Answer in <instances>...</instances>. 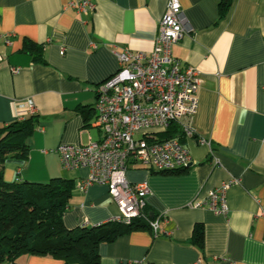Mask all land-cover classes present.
I'll use <instances>...</instances> for the list:
<instances>
[{
	"label": "crops",
	"instance_id": "obj_1",
	"mask_svg": "<svg viewBox=\"0 0 264 264\" xmlns=\"http://www.w3.org/2000/svg\"><path fill=\"white\" fill-rule=\"evenodd\" d=\"M81 1L0 0V128L29 117L18 103L37 109L28 159H8L3 178L72 180L67 229L105 224L119 212L105 186L82 193L77 183L87 171L64 170L55 149L99 141L96 89L117 71V53L150 54L168 0H90L86 15L71 7ZM178 2L191 32L172 52L200 77L195 137L178 140L191 164L175 174L129 168L130 184L147 183L144 212L160 218L159 232L147 227L100 244L99 264H264V0H232L222 19L220 0ZM232 180L226 216L191 206ZM5 264L65 263L22 255Z\"/></svg>",
	"mask_w": 264,
	"mask_h": 264
},
{
	"label": "built area",
	"instance_id": "obj_2",
	"mask_svg": "<svg viewBox=\"0 0 264 264\" xmlns=\"http://www.w3.org/2000/svg\"><path fill=\"white\" fill-rule=\"evenodd\" d=\"M71 7L86 15L94 6L90 0H82ZM190 32L178 0H168L150 54L129 49L117 53V71L96 89L94 111L99 141L79 146L60 144L55 149L64 170L87 171L86 177L77 183L82 193L92 185L106 187L119 212L109 222L128 225L141 219L154 236L158 235L160 218L151 219L144 212L149 194L147 183L130 184L126 172L132 167H143L167 174L191 164L189 150L177 139L159 141L157 137L171 126H177L188 139L196 134L193 119L199 103V73L182 65L172 52ZM3 37L9 45V36ZM10 71L17 74L19 68ZM17 107L29 116L37 114L31 100L20 102ZM200 143L210 148L208 141L200 140ZM234 183L233 180L223 183L205 197L197 198L191 206H206L213 213L226 216V193Z\"/></svg>",
	"mask_w": 264,
	"mask_h": 264
},
{
	"label": "trees",
	"instance_id": "obj_3",
	"mask_svg": "<svg viewBox=\"0 0 264 264\" xmlns=\"http://www.w3.org/2000/svg\"><path fill=\"white\" fill-rule=\"evenodd\" d=\"M231 4L232 0H220L219 19L225 17ZM36 126V116H29L0 128V264L14 262L22 255L51 256L65 264H99L100 244L147 228V224L137 219L128 225L107 222L94 227L67 229L62 216L68 208L72 180L6 182L3 178L5 162L8 159H28L27 139ZM157 137L159 141L179 140L182 135L177 126H171ZM175 173L177 171L171 174ZM197 243L202 248V231Z\"/></svg>",
	"mask_w": 264,
	"mask_h": 264
}]
</instances>
